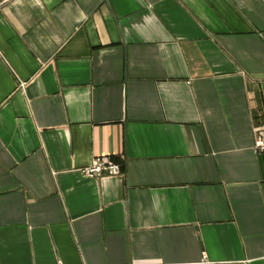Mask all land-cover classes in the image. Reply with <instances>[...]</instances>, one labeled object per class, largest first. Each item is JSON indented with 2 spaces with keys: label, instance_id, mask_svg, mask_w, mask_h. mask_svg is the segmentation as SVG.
<instances>
[{
  "label": "crops",
  "instance_id": "obj_1",
  "mask_svg": "<svg viewBox=\"0 0 264 264\" xmlns=\"http://www.w3.org/2000/svg\"><path fill=\"white\" fill-rule=\"evenodd\" d=\"M262 127L264 0H0V264H264Z\"/></svg>",
  "mask_w": 264,
  "mask_h": 264
},
{
  "label": "built area",
  "instance_id": "obj_2",
  "mask_svg": "<svg viewBox=\"0 0 264 264\" xmlns=\"http://www.w3.org/2000/svg\"><path fill=\"white\" fill-rule=\"evenodd\" d=\"M256 137L253 147L258 153L264 152V127L255 130ZM84 176L91 178H101L104 175L117 176L123 173L122 166L112 159L110 155L96 156L87 167L82 168Z\"/></svg>",
  "mask_w": 264,
  "mask_h": 264
}]
</instances>
